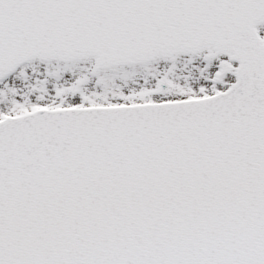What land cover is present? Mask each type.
I'll use <instances>...</instances> for the list:
<instances>
[{"label":"snow or ice","instance_id":"snow-or-ice-1","mask_svg":"<svg viewBox=\"0 0 264 264\" xmlns=\"http://www.w3.org/2000/svg\"><path fill=\"white\" fill-rule=\"evenodd\" d=\"M0 264H264V0H0Z\"/></svg>","mask_w":264,"mask_h":264}]
</instances>
